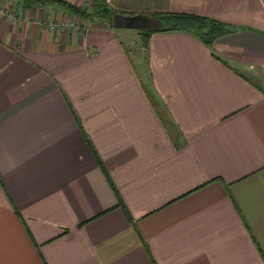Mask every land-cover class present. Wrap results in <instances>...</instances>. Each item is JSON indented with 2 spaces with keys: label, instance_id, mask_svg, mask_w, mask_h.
Segmentation results:
<instances>
[{
  "label": "crops",
  "instance_id": "obj_1",
  "mask_svg": "<svg viewBox=\"0 0 264 264\" xmlns=\"http://www.w3.org/2000/svg\"><path fill=\"white\" fill-rule=\"evenodd\" d=\"M163 3L235 30L153 33L143 78L116 27L0 0V264H264V0Z\"/></svg>",
  "mask_w": 264,
  "mask_h": 264
},
{
  "label": "trees",
  "instance_id": "obj_2",
  "mask_svg": "<svg viewBox=\"0 0 264 264\" xmlns=\"http://www.w3.org/2000/svg\"><path fill=\"white\" fill-rule=\"evenodd\" d=\"M16 1L22 4L23 8L25 9L30 7H44L54 4L59 5L80 18L92 20L97 26L109 28L115 27L114 17L115 14L118 13L114 8L110 7V5H107L105 2H103V0H92L89 5H78L67 0ZM137 14L143 15L144 17V19H142L140 22L141 26L137 28L141 30L139 34L144 47L147 46L149 37L156 32L182 31L192 34L205 45L211 46L218 36L231 33L233 30H235V27H232L225 22L195 13L155 11L148 14ZM154 108L163 126L167 129V131H170L168 115L164 109L158 107L156 104H154ZM170 134L172 137L171 132ZM175 146L178 147L176 141ZM107 178L113 186L108 175ZM113 189L116 191L114 186ZM117 196L119 203L123 204L118 192Z\"/></svg>",
  "mask_w": 264,
  "mask_h": 264
},
{
  "label": "rangeland",
  "instance_id": "obj_3",
  "mask_svg": "<svg viewBox=\"0 0 264 264\" xmlns=\"http://www.w3.org/2000/svg\"><path fill=\"white\" fill-rule=\"evenodd\" d=\"M92 0L82 1V5H89ZM107 5L114 8L120 14L132 15L137 13L148 14L152 11L162 9L164 6L163 0H103ZM119 37L124 41L128 53L135 61L136 68L141 76L144 78L143 68L146 67V60L144 59V53H141L140 58L137 57V50L141 47L140 29L134 27H121L115 28ZM143 59V62L141 61ZM145 60V61H144Z\"/></svg>",
  "mask_w": 264,
  "mask_h": 264
},
{
  "label": "water",
  "instance_id": "obj_4",
  "mask_svg": "<svg viewBox=\"0 0 264 264\" xmlns=\"http://www.w3.org/2000/svg\"><path fill=\"white\" fill-rule=\"evenodd\" d=\"M144 19L143 15L140 14H132V15H124L120 13H116L114 17V26L116 28L121 27H134L139 28L141 26L140 22Z\"/></svg>",
  "mask_w": 264,
  "mask_h": 264
},
{
  "label": "built area",
  "instance_id": "obj_5",
  "mask_svg": "<svg viewBox=\"0 0 264 264\" xmlns=\"http://www.w3.org/2000/svg\"><path fill=\"white\" fill-rule=\"evenodd\" d=\"M10 12H11V10H10L9 6H0V13L5 14L9 17H12V14ZM56 26L57 25L54 24V22L50 21L48 23V27L50 28V30L54 29ZM72 26L76 31H79V29H81L82 27H85L84 23H82L81 21H77V20L75 22H73Z\"/></svg>",
  "mask_w": 264,
  "mask_h": 264
}]
</instances>
